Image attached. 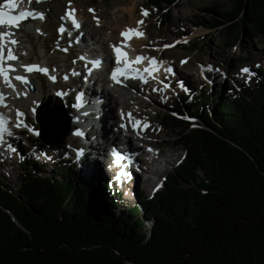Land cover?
Returning <instances> with one entry per match:
<instances>
[{
  "label": "trees",
  "instance_id": "obj_1",
  "mask_svg": "<svg viewBox=\"0 0 264 264\" xmlns=\"http://www.w3.org/2000/svg\"><path fill=\"white\" fill-rule=\"evenodd\" d=\"M174 1L147 5L164 11ZM213 11L208 26L225 30L228 47L264 43V0ZM256 73L235 94L225 80L175 97L163 122L186 155L158 192L119 213L109 211L106 183L97 199L63 162L53 174L24 165L18 189L0 187V264H264V68Z\"/></svg>",
  "mask_w": 264,
  "mask_h": 264
},
{
  "label": "rangeland",
  "instance_id": "obj_2",
  "mask_svg": "<svg viewBox=\"0 0 264 264\" xmlns=\"http://www.w3.org/2000/svg\"><path fill=\"white\" fill-rule=\"evenodd\" d=\"M35 3L46 14L47 20L46 22L25 21V24L19 23V26H13L14 37L18 38L17 44L13 47L17 59L13 62L16 66L21 63V65L30 64V62L40 67L53 64L48 74L39 71L33 77L35 84L38 82L43 90L48 91L49 96L46 101L50 96L52 97V106L57 100L56 86H61L59 83L54 84L50 78L55 72L54 65L70 61L75 66L76 60L79 59V52L77 49L70 51L59 46L61 39L58 38L56 26L63 17L65 6H68L67 0H40L39 3L35 0ZM229 4L230 0H175L164 11H156L155 8L147 5V0H98L97 2L71 0V6L78 7L85 23L83 41L102 35L106 38L104 41L108 43L109 34H115L114 41L119 38L118 41H121V32L118 30L141 21L139 24L146 31L147 37L141 39L137 47L159 55L167 63L175 64L173 65L174 77L172 76L170 80L157 78L153 82L149 81L151 87L131 82L122 90L125 93L122 97L125 102L120 106L116 103V99L106 98L107 103H111V108L117 110V113L121 114L122 111L123 114V110L130 109L136 115H141V118L150 121V128L142 136L154 142L156 150H160L161 154L154 155L156 162L154 171L147 175V179L143 177V182L135 176L137 182L113 183L110 181V176L105 177L107 176L106 169L102 174L103 180H98L102 173L100 168L97 167L87 174L81 167L84 164L83 160L86 157L88 159V156L80 158V161L76 159L77 146L80 147L78 140H69L62 147L57 148H50L48 145L46 154H35L38 145L32 144L29 136L38 138L35 132H32L33 128H36L35 130L39 128L36 116L31 110L36 103L30 100L14 99L10 104L8 103V109L4 112L7 115L10 114L9 112L15 114L17 105L24 107L27 115L24 125L27 127L23 126L24 132L12 133L11 130L12 137L9 139L12 145L11 151L0 150V187L10 186L14 190L18 189L21 185L19 173L28 163L35 165L33 168L39 174H53L54 164L63 162L66 168L69 167V173L72 176L78 178L84 174L86 180L93 185V188L95 187L97 199L103 189L102 183L108 185L114 193L113 200H108L115 204L113 210L109 209L112 213H119L124 208H130L140 200L152 196L158 183L157 180L163 179L165 183L166 176L172 173L174 166L181 163L186 154V148L177 142L176 130L163 122V115L174 106L175 97L181 92L212 91L224 80L228 81L229 87H233L230 91L235 94L236 91H241L242 87L254 86L256 70L264 68V43L246 37L238 45L228 47L225 42V30L221 26L219 28L208 26L213 18L219 17L213 11L214 7L223 9ZM142 10H147L148 14L142 15ZM169 14H171V20L166 21V16ZM94 17L98 18V22ZM27 23L32 26L31 29L26 27ZM117 26L119 29L116 28ZM36 29L40 31L37 32ZM93 45L96 48L106 46L103 42ZM183 46L195 47V50L185 49ZM72 56H77V58L72 60ZM244 67L249 68L250 71L241 72ZM20 69L23 68L20 66ZM65 101L63 105L70 113L69 103L71 102ZM12 124L15 126L18 123ZM92 142L95 143V141ZM94 156L97 159L98 155ZM170 160L171 163L168 162Z\"/></svg>",
  "mask_w": 264,
  "mask_h": 264
},
{
  "label": "bare ground",
  "instance_id": "obj_3",
  "mask_svg": "<svg viewBox=\"0 0 264 264\" xmlns=\"http://www.w3.org/2000/svg\"><path fill=\"white\" fill-rule=\"evenodd\" d=\"M7 12H9L10 14L13 15H19V13L22 10H18L19 13H13L10 12L8 9H6ZM80 17H82L81 14H79ZM29 20H27L26 22H28ZM19 23H23L25 24L23 21H20ZM32 24V23H31ZM26 27L28 29H31L32 26L30 24L27 23ZM117 29H119V26L116 27ZM122 29H119L118 31L122 32L126 29H135L136 31L142 32V27L140 26V24H135V25H129V26H125V27H121ZM0 31H10V32H14L13 26H3L0 27ZM95 33V32H94ZM98 32H96L97 34ZM117 35V34H116ZM120 36V35H119ZM147 37V35L143 34V35H135L130 34L129 36H124V41H122L119 44H124L128 47H131V50L133 52H137L140 51V49L137 47L139 45V41L141 39H145ZM94 37H92L91 42H103L106 44V46L101 47L103 49V54H107L105 60L108 61L109 63L112 61V59L114 58V50L111 47L112 45H116L117 41L120 39H118L117 41H114L115 38V34H109V37L107 38L109 41L108 43L105 42L106 38H104L102 35L100 36H96L95 39H93ZM10 39V38H7ZM16 40L18 39L17 37L15 38ZM105 40V41H104ZM80 42L81 43H85L87 44V46L91 45L89 43H86L88 41H83V39H81L80 37ZM103 45V44H102ZM12 47H14V45H12ZM98 50H95V55L97 54ZM4 54L6 56L7 54V49L4 48ZM98 56V55H97ZM99 57V56H98ZM13 61H6V63H12ZM159 62L163 65L167 64V61L165 60H159ZM14 64V62L12 63ZM22 64V63H21ZM16 66L15 64V68L16 71L13 73H10V76L12 77V83L15 84V88L9 87L8 84L4 81L3 77L0 76V90L2 91V93L4 94L3 96V100L5 101V105H3V107H0V114H2L3 117H7L6 113L4 112L5 110H7L8 108V103L10 104V102H12L14 99H19V101H32L36 103V106H39V104H43L44 102H46V98L49 96L48 91L47 90H43V88L41 87V84H39L38 82H36L37 84V90L36 91H29L26 92L24 89V85L25 83H21L20 81L15 80V78L13 77V75H25L27 77V80H29L30 78L34 80L33 77H35V74L37 72H39L38 70H32L30 72H26L24 69H20V66ZM30 64H33L32 62H30ZM138 72H140V69H138ZM101 75V80L103 82V89H102V93H98V90L96 89V94L98 95L96 97V99L99 100V104L101 106V108H98L96 106V103L94 102L95 96L94 94L90 93V91H88L89 94V105L86 106V114H85V119H89V121L92 123L91 127L88 129L87 135L84 136L83 139H81V141H78L79 144H81L80 146L83 148L84 152L80 153L79 156L76 155V159L78 161H80V158L87 155L88 158L90 159V163L87 164H82V169H84V171L88 174V172L94 170L95 168H100L101 169V174L98 178V180H103L102 178V174L105 173L106 169V165L110 164L109 159H104L105 155L107 156V153L109 148L111 147H117L118 143L120 142V137L118 135L115 136V134L117 133L114 129L115 126L113 124L110 123V120L114 117L116 124L121 122V119L118 120L117 115L121 116L120 113H117V110L115 111V109L111 108V103H107L106 98H114L116 99V103L118 104V106H120V104H124L123 102H125V100L122 99L123 95L125 94L122 90L125 87H111L110 86V81H109V77L108 74H106L104 71H102L100 73ZM101 82V83H102ZM35 84V85H36ZM27 85V83L25 84ZM66 88L63 90H60L59 94H56V98L57 99H62L63 101L66 100L68 93L65 92ZM101 92V91H100ZM17 93H20L19 95ZM26 93V95L24 94ZM51 94V93H50ZM53 94V93H52ZM60 97H58V96ZM53 96V98L55 97ZM55 99V98H54ZM32 106V105H30ZM35 106V105H33ZM33 110H36V106L33 107ZM110 107V108H109ZM120 108V107H119ZM4 109V110H3ZM31 109V110H32ZM17 110H19L20 113H22V115H20L18 117L17 114ZM16 112V113H15ZM15 114H13L12 112H9L10 116H11V121L9 122L8 125L4 126L1 128V134L4 136V138L6 139H10V129L12 127V123H19V124H24V120L27 119V115L24 112V107H20V106H16L15 109ZM124 112V111H123ZM70 113L73 115V121H72V125L73 127L76 126L79 122L80 119L78 116V112L71 110L70 109ZM14 121V122H13ZM139 121L138 118H135L132 122V126L133 124ZM111 124V125H110ZM115 124V125H116ZM17 125V124H16ZM36 128H33L32 131H36ZM128 131V130H127ZM129 132V131H128ZM91 133V134H90ZM89 134V135H88ZM129 139L127 140V144H128V149L132 150V158H133V166H132V182L136 181L135 180V176L138 177V179H141L143 176L141 177V174L138 172L137 170V165L138 163L141 161V159L137 156L139 154V152L141 151H145V148L147 149V151H149V149H151L150 151V157L145 159L146 162H152L150 166H152V169L154 168V166L156 165V162L154 160V155H158L152 146H155L156 144L154 142H150L148 139H146L144 136L141 135L142 138L140 137H135L132 136L131 134L129 135ZM69 140L74 141L75 140V136L73 134H71L70 136L67 137L66 142H68ZM92 141H95V143H93ZM142 141L141 144H139L138 142ZM10 142V141H9ZM75 148V147H74ZM118 148V147H117ZM119 149V148H118ZM161 152V151H160ZM94 155H98L97 159ZM101 156V157H100ZM99 160V161H97ZM81 165V164H80ZM118 169V168H117ZM116 169V170H117ZM107 170V169H106ZM106 174V173H105ZM82 176H84V174H81ZM80 175V176H81ZM106 177V176H105ZM105 179V178H104ZM143 182V181H142Z\"/></svg>",
  "mask_w": 264,
  "mask_h": 264
},
{
  "label": "snow or ice",
  "instance_id": "obj_4",
  "mask_svg": "<svg viewBox=\"0 0 264 264\" xmlns=\"http://www.w3.org/2000/svg\"><path fill=\"white\" fill-rule=\"evenodd\" d=\"M37 3L40 2V0H36ZM5 4L8 6V8H15L16 5L13 2V0H5ZM67 4L68 6L65 9V16L71 18L72 23L75 27H79V23L76 20L74 13H75V9L71 8V0H67ZM89 11H93L92 9H89ZM147 10H142V15H147ZM44 13L40 12V11H36V10H25V11H21L19 13V15H13L10 14L7 11H4L2 8H0V26H19V22L22 21L23 19L26 18H39V19H43ZM64 17H61V19H63ZM94 19H97L98 22V18L94 17ZM141 23V21H137V24ZM37 32L40 31V29H36ZM58 31H63V27L61 26V28L58 29ZM135 34V35H143L142 32L136 31L135 29H126L124 31L121 32V36H129L130 34ZM10 38V39H7ZM5 44H8V48H7V54L5 56L4 54V46ZM17 44V40L14 37V33L10 32V31H0V76L3 77L4 81L8 84L9 87L15 88V84H13L12 81V77L10 76V73H13L16 71L15 65L12 63H6V61H15L17 59L16 55L14 54V50L12 45ZM114 50V52L116 53V61L120 62L122 56L125 55V53H122L120 48L117 47L116 45H112L111 46ZM66 51V49H65ZM79 59H85V57H79ZM143 59V57L141 56H137L136 60L139 61ZM153 61H155V58H152ZM91 64L92 67H99L100 64L102 63L101 60L99 59H92L89 62ZM21 67L26 71V72H30L32 70H38L40 72H43L45 74L49 73V69L46 67H40L38 64H26V65H21ZM87 71H89V73L91 72L92 68L88 67L86 69ZM145 71H148V69H146ZM250 69L247 67H244L241 69V72H249ZM122 72V69L120 68H114L111 71V78L113 80L117 79V75L119 73ZM15 80L20 81L21 83H27V77L25 75H20L17 74L15 75ZM51 79L55 80V77L52 76L50 77ZM18 95L20 93H17ZM26 95V93H24ZM59 94V93H58ZM3 93L0 92V101H2L3 99ZM17 114L18 117L20 115H22V113L19 112V110H17ZM5 118L2 116V114H0V126L3 125ZM137 123H140L139 121ZM17 126H21L19 123L17 124ZM24 127H27V125H23ZM133 127H136V125H133ZM31 130V129H29ZM76 134H82L81 130L77 129L76 130ZM10 147V146H9ZM151 151V149H149ZM80 154V150H77V156H79ZM114 155H116L117 157L122 156L121 153L118 152H114ZM118 162V161H117Z\"/></svg>",
  "mask_w": 264,
  "mask_h": 264
},
{
  "label": "water",
  "instance_id": "obj_5",
  "mask_svg": "<svg viewBox=\"0 0 264 264\" xmlns=\"http://www.w3.org/2000/svg\"><path fill=\"white\" fill-rule=\"evenodd\" d=\"M29 88L31 91L37 90L32 80L29 82ZM51 103L50 96L37 110L39 138L47 145H64L72 130L71 114L67 112L60 99H57L52 106Z\"/></svg>",
  "mask_w": 264,
  "mask_h": 264
}]
</instances>
